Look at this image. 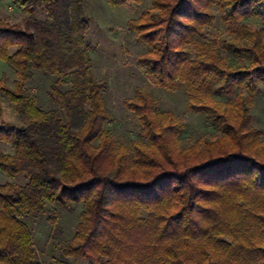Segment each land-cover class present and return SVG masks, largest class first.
<instances>
[{
	"label": "trees",
	"instance_id": "obj_1",
	"mask_svg": "<svg viewBox=\"0 0 264 264\" xmlns=\"http://www.w3.org/2000/svg\"><path fill=\"white\" fill-rule=\"evenodd\" d=\"M141 6L144 0H107ZM21 22L0 17V91L18 123L0 122V264H43L28 220L79 211L66 259L87 264H264V132L253 124L264 84V0H152L128 21L146 50L136 64L217 127L183 145V117L138 89L124 105L140 124L118 143L107 126L106 79L92 69L85 0H14ZM219 11L225 29H211ZM44 13L39 19L37 14ZM37 71L56 76L42 108ZM226 93V97L221 95ZM111 195V198L109 196Z\"/></svg>",
	"mask_w": 264,
	"mask_h": 264
},
{
	"label": "rangeland",
	"instance_id": "obj_2",
	"mask_svg": "<svg viewBox=\"0 0 264 264\" xmlns=\"http://www.w3.org/2000/svg\"><path fill=\"white\" fill-rule=\"evenodd\" d=\"M152 0H144L141 6H112L107 0H85V9L90 17V30L87 40L93 48L92 69L99 79H106L105 96L112 112V120L107 126L112 129L118 143H128L137 138L140 131L138 119L125 105L126 97L135 96L142 89L150 100L160 109L171 110L183 117L186 131L182 134V144H190L203 135L215 136L217 127L204 115L191 111L188 107V93L184 85L174 91L149 80L144 71L136 64V56L146 50V45L139 43L133 31L128 28V21L138 17L142 10L151 5ZM218 19L211 29H225L219 11ZM0 17L10 21H23L25 13L16 6L14 0H0ZM44 19V13L37 14ZM0 75L13 83L14 73L0 61ZM56 76L45 71H37L29 82L30 93L42 108L55 107L49 92L56 83ZM227 95L223 93L221 97ZM253 124L264 132V84L255 96L253 106ZM19 117L14 105L0 91V122L18 123ZM10 145L0 142V153H13ZM8 181L24 182L18 175L14 178L0 171V183ZM111 198V195L109 196ZM57 224L49 219L51 212L31 217L28 224L33 230L35 243L43 264H87L85 259H66L61 247L72 237L79 221V211L57 210Z\"/></svg>",
	"mask_w": 264,
	"mask_h": 264
}]
</instances>
